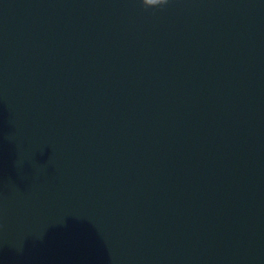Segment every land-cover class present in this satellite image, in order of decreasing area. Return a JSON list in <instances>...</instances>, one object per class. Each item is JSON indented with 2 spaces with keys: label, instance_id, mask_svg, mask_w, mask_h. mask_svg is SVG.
<instances>
[{
  "label": "water",
  "instance_id": "95a60500",
  "mask_svg": "<svg viewBox=\"0 0 264 264\" xmlns=\"http://www.w3.org/2000/svg\"><path fill=\"white\" fill-rule=\"evenodd\" d=\"M0 0V264H264V0Z\"/></svg>",
  "mask_w": 264,
  "mask_h": 264
},
{
  "label": "clouds",
  "instance_id": "9594fccd",
  "mask_svg": "<svg viewBox=\"0 0 264 264\" xmlns=\"http://www.w3.org/2000/svg\"><path fill=\"white\" fill-rule=\"evenodd\" d=\"M149 3H152L154 5H157V7H162V6H165L167 5L170 0H148ZM140 3L145 7V8H148L145 6V3H144V0H140Z\"/></svg>",
  "mask_w": 264,
  "mask_h": 264
}]
</instances>
